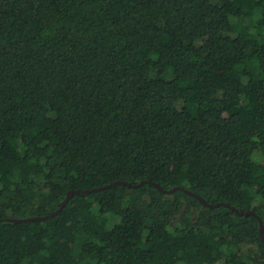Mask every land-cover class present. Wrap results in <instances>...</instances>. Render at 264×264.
<instances>
[{
    "label": "trees",
    "instance_id": "1",
    "mask_svg": "<svg viewBox=\"0 0 264 264\" xmlns=\"http://www.w3.org/2000/svg\"><path fill=\"white\" fill-rule=\"evenodd\" d=\"M115 182L149 184L83 193ZM72 191L0 222V264H264L186 193L264 223V0H0V220Z\"/></svg>",
    "mask_w": 264,
    "mask_h": 264
},
{
    "label": "water",
    "instance_id": "2",
    "mask_svg": "<svg viewBox=\"0 0 264 264\" xmlns=\"http://www.w3.org/2000/svg\"><path fill=\"white\" fill-rule=\"evenodd\" d=\"M144 184H149L148 182H143L139 185H135L133 186L132 184H129V183H125V182H115L111 185H108V186H105V187H102V188H98V189H93V190H87V191H84L83 193H86V194H91V193H97V192H100V191H104V190H107V189H111V188H114V187H117V186H122V185H128L130 187H133V188H139L141 186H143ZM151 185H153L155 188H157L159 191H161L162 193L164 194H171L173 192H175L177 189L179 188H176L175 190H165L163 189L160 185L158 184H155V183H152ZM187 194L189 195H192L194 196L195 198H197L200 203L206 207H209L211 209H216V208H219V207H227L233 211H235L236 213L240 214L241 216H254L256 217L259 222H260V235L262 236L263 238V242H264V223L262 221V219L255 213V212H244V211H239L237 210L235 207L229 205V204H225V203H218V204H210L208 202H206L205 199H203L200 195L192 192V191H186ZM74 196V192H70L66 198V200L62 203L61 207L53 212L52 214L50 215H47V216H42V217H37V216H33V217H29L27 219H13V218H6V219H1L0 222H8V223H16V224H20V223H25V222H34V221H45L49 218H55L57 216H59L63 210L65 209V207L67 206V204L70 202V200L72 199V197Z\"/></svg>",
    "mask_w": 264,
    "mask_h": 264
},
{
    "label": "rangeland",
    "instance_id": "3",
    "mask_svg": "<svg viewBox=\"0 0 264 264\" xmlns=\"http://www.w3.org/2000/svg\"><path fill=\"white\" fill-rule=\"evenodd\" d=\"M250 131L251 132H255L256 131V127L252 126L250 128ZM174 176H175V181L179 180V178H181L183 180H185V178H186V174H185V172L183 170H176Z\"/></svg>",
    "mask_w": 264,
    "mask_h": 264
}]
</instances>
